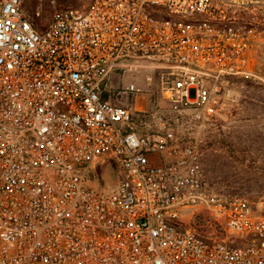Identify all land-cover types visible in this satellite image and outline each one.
I'll list each match as a JSON object with an SVG mask.
<instances>
[{
	"label": "built area",
	"instance_id": "obj_1",
	"mask_svg": "<svg viewBox=\"0 0 264 264\" xmlns=\"http://www.w3.org/2000/svg\"><path fill=\"white\" fill-rule=\"evenodd\" d=\"M264 0H89L46 28L0 0V264H264V216L210 190L203 126L249 75ZM149 73L164 102L134 109ZM117 180H98L103 162ZM102 172V170H101ZM203 207L236 238L187 227Z\"/></svg>",
	"mask_w": 264,
	"mask_h": 264
},
{
	"label": "rangeland",
	"instance_id": "obj_2",
	"mask_svg": "<svg viewBox=\"0 0 264 264\" xmlns=\"http://www.w3.org/2000/svg\"><path fill=\"white\" fill-rule=\"evenodd\" d=\"M89 0H23L30 14L40 12L37 21L46 28L53 13L62 6L83 8ZM239 18L254 22L258 36L253 44L250 74L232 79L230 96L223 109L208 120L202 130V167L207 187L222 195L243 196L251 202L257 215L264 216V8L252 12H237ZM149 73L127 71L116 76L117 87L112 91V101L121 103L118 89L134 83L142 91L138 94L145 109H157L164 105L157 83L149 86ZM116 86V85H115ZM126 102L132 104L133 98ZM133 105V104H132ZM98 180L109 189L117 180L116 164L103 162ZM102 170V172H101ZM181 218L187 227L216 239L236 238L229 234L222 223L214 220L205 208L185 209Z\"/></svg>",
	"mask_w": 264,
	"mask_h": 264
},
{
	"label": "crops",
	"instance_id": "obj_3",
	"mask_svg": "<svg viewBox=\"0 0 264 264\" xmlns=\"http://www.w3.org/2000/svg\"><path fill=\"white\" fill-rule=\"evenodd\" d=\"M253 51H254V47H252V49L249 51V59L251 60L252 59V55H253ZM249 66H250V62H249ZM250 68V67H249ZM117 82H116V79H114L113 80V84L115 85ZM142 91V90H141ZM141 93V92H140ZM139 93V94H140ZM102 97L104 98V99H108V100H111L112 101V94H111V92L109 91V87H107L106 89H105V91L103 92V94H102ZM132 98H133V101L134 102H132V104H131V106L134 108V109H140V108H143V109H145V107H143V105H144V103L143 102H141V100H143L141 97H139L138 96V94L137 95H133V96H131ZM130 105V104H129ZM148 108V107H147ZM146 108V109H147Z\"/></svg>",
	"mask_w": 264,
	"mask_h": 264
},
{
	"label": "trees",
	"instance_id": "obj_4",
	"mask_svg": "<svg viewBox=\"0 0 264 264\" xmlns=\"http://www.w3.org/2000/svg\"><path fill=\"white\" fill-rule=\"evenodd\" d=\"M255 212V211H254Z\"/></svg>",
	"mask_w": 264,
	"mask_h": 264
}]
</instances>
